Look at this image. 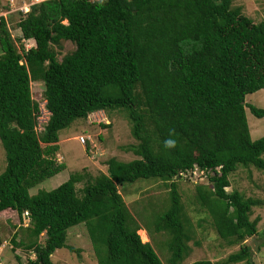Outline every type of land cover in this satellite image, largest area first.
Wrapping results in <instances>:
<instances>
[{
    "label": "trees",
    "instance_id": "1",
    "mask_svg": "<svg viewBox=\"0 0 264 264\" xmlns=\"http://www.w3.org/2000/svg\"><path fill=\"white\" fill-rule=\"evenodd\" d=\"M232 3L45 0L18 12L19 39L0 19V142L6 159L0 214L14 212L20 224L28 220L19 240L16 232L12 238L13 252L20 248L34 256L25 264H55L52 256L60 249L78 254L66 239L80 224L97 264H182L192 240L178 187L184 180L219 238L240 246L221 264H254L244 242L257 234L259 219L251 215L263 202L226 189L241 168L264 176V136L251 139L246 108L257 119H264V109L245 100L264 89V22L254 23ZM23 40L34 46L26 50ZM64 42L75 49L59 60ZM32 83L43 84L41 101L49 112L41 131ZM99 112L111 120L125 115L135 141L126 150L135 159L111 157L104 162L106 174L75 172L55 189L30 195L65 168L56 160L59 133ZM149 179L170 183L169 204L149 226L168 235L165 263L150 241L142 242L138 231L145 229L119 192L124 184Z\"/></svg>",
    "mask_w": 264,
    "mask_h": 264
},
{
    "label": "rangeland",
    "instance_id": "2",
    "mask_svg": "<svg viewBox=\"0 0 264 264\" xmlns=\"http://www.w3.org/2000/svg\"><path fill=\"white\" fill-rule=\"evenodd\" d=\"M10 0H0V11L9 10L6 4ZM13 9L24 7L31 0H12ZM233 7H240L243 15L250 18L254 23L264 22V0H233ZM24 10V8H23ZM24 10V12H27ZM17 12V13H16ZM6 14L9 30L15 39L21 38L20 30L17 28L18 12ZM23 12V13H24ZM26 50L34 46V42L22 41ZM75 47L70 42H64L58 49V59L61 60L66 54L74 51ZM1 54V49H0ZM33 99L39 100L44 86L42 83H32ZM247 105H253L264 109V89L245 97ZM42 107V105H41ZM48 112L40 109L39 122H45ZM246 118L252 140H258L264 136V119L255 118L246 108ZM48 120V119H47ZM37 130H43L37 126ZM85 139V144L81 142ZM59 154L56 157L58 164H64V170L58 175L43 181L29 190L30 195L40 190L50 191L66 182L73 173H83L85 170L92 175L106 174L104 162L109 158H116L121 162H129L135 159L132 152L126 150L134 145L135 141L130 135V125L123 114H116L111 120L103 112L90 114L86 120H76L71 126L59 133ZM264 159V155L262 156ZM6 166L5 152L0 142V174ZM86 173V172H85ZM232 176V175H231ZM230 176V177H231ZM178 181L184 212L190 225L192 240L189 242L190 251L182 264H190L201 260H210L214 264L224 263L226 258L239 250V245L231 246L228 242L219 238L211 224V219L205 211H202L195 200V191L186 183ZM85 181L76 184L80 190ZM231 186L226 189L229 193L233 190L242 192L246 197L259 199L263 205L254 208L251 220L259 219L257 234L247 239L244 244L250 248L251 259L254 264H264V176L262 173L251 169H239L230 179ZM168 181L160 179L138 180L132 184H124L119 187L132 215L139 221L145 230L138 234L142 242L150 241L152 247L165 263L169 257L166 248L168 235L165 233H154L152 221L160 214L169 202ZM28 220L20 224L16 213L7 211L0 214V264H25L28 258L33 259L32 254L17 248L12 251L13 234L19 233L16 240L21 237L20 227H27ZM147 225V226H145ZM16 229H15V228ZM148 232H152L150 236ZM43 238V237H42ZM41 238V242L43 239ZM66 244L79 251L69 252L67 249L57 250L52 256L55 264H97L94 257L91 242L86 228L80 224L70 228L67 232ZM19 256V261L16 259ZM244 264V263H239Z\"/></svg>",
    "mask_w": 264,
    "mask_h": 264
},
{
    "label": "built area",
    "instance_id": "3",
    "mask_svg": "<svg viewBox=\"0 0 264 264\" xmlns=\"http://www.w3.org/2000/svg\"><path fill=\"white\" fill-rule=\"evenodd\" d=\"M42 1H45V0H31L29 3H27L24 7H22V8H18V9H16V10H14L13 9V1L12 0H10L8 3V7L10 8L9 9V11L8 12H0V18H1V16H6V14H9V13H13V12H16V11H22L21 13H23L24 12V10H27V8H29L31 5H34V4H37V3H40V2H42ZM23 8H24V10H23ZM29 11V10H28ZM27 11V12H28ZM27 12H24L23 14H25V13H27ZM40 109H43V106L41 107L40 106ZM44 110V109H43ZM45 111V110H44ZM40 118V117H39ZM44 122H39V124H38V126L40 125V126H42V124H43ZM81 142H85V139L84 138H81Z\"/></svg>",
    "mask_w": 264,
    "mask_h": 264
},
{
    "label": "clouds",
    "instance_id": "4",
    "mask_svg": "<svg viewBox=\"0 0 264 264\" xmlns=\"http://www.w3.org/2000/svg\"><path fill=\"white\" fill-rule=\"evenodd\" d=\"M7 6H8V4H6ZM2 17H6V16H1V18ZM0 18V19H1ZM38 103H39V117H40V106L42 105L43 106V109L45 110V111H47L46 109H45V105H44V103L41 101V96H40V99L39 100H36ZM48 112V111H47ZM49 113V112H48ZM48 117H49V114H48ZM48 117H47V119H48ZM47 119H46V121L42 124V126L47 122ZM38 124H39V118H38ZM169 145H172V144H174V141H171V140H169L168 142H167Z\"/></svg>",
    "mask_w": 264,
    "mask_h": 264
},
{
    "label": "bare ground",
    "instance_id": "5",
    "mask_svg": "<svg viewBox=\"0 0 264 264\" xmlns=\"http://www.w3.org/2000/svg\"><path fill=\"white\" fill-rule=\"evenodd\" d=\"M141 232V231H140ZM141 236L144 238L145 234L143 232H141Z\"/></svg>",
    "mask_w": 264,
    "mask_h": 264
}]
</instances>
